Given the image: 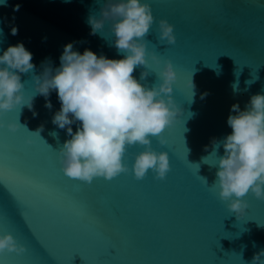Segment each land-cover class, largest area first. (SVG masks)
Instances as JSON below:
<instances>
[{
	"label": "water",
	"instance_id": "water-1",
	"mask_svg": "<svg viewBox=\"0 0 264 264\" xmlns=\"http://www.w3.org/2000/svg\"><path fill=\"white\" fill-rule=\"evenodd\" d=\"M104 2L8 0L0 5V55L22 42L32 53L35 75L46 64L59 67L70 42L80 53L90 49L122 59L111 20L90 34L87 19L99 18ZM148 2L155 20L146 37L149 75L141 83H157L166 60L176 72L171 95L181 112L162 133L167 144L152 138L153 149L168 152L171 170L163 180L151 170L137 180L131 168L144 146L135 145L125 154L128 172L91 184L71 179L58 159V148L70 137L52 123L61 107L55 90L47 97L51 109L36 94L32 110L25 105L0 112V234L10 232L26 248L0 253V264H251L264 249V201L248 193V208L237 218L211 187L218 165L209 155L212 140L232 131L231 106L243 110L252 95L264 94V0ZM161 18L174 25L175 44L158 41ZM145 70L138 66L133 76L139 80ZM20 75L27 99L35 92L33 73ZM18 120L26 128L10 132L7 124ZM41 126L40 135L34 133ZM223 151L221 145L218 155Z\"/></svg>",
	"mask_w": 264,
	"mask_h": 264
},
{
	"label": "clouds",
	"instance_id": "clouds-1",
	"mask_svg": "<svg viewBox=\"0 0 264 264\" xmlns=\"http://www.w3.org/2000/svg\"><path fill=\"white\" fill-rule=\"evenodd\" d=\"M7 2L0 0V5L6 6ZM19 8L16 4L14 11ZM99 11V18L90 14L87 19L90 34L100 33L105 21L111 20L114 45L123 58L97 56L90 49L80 53L73 50L70 42L64 46L59 67L53 69L46 64L43 72L35 75L32 53L22 42L9 45L0 55V112L25 105L32 110L36 94L43 95L45 106L51 109L47 97L55 90L61 107L52 123L66 128L70 137L58 148L59 163L67 177L87 184L98 177L111 180L129 171L125 163L127 149L141 145L144 150L135 155L131 168L134 177L142 180L151 170L156 179L163 180L171 170L169 154L153 149L152 138H157L160 145L167 144L162 133L177 119L181 109L171 95L176 72L170 60L164 61L156 73L157 83L151 87L141 83L149 75L147 48L151 42L146 37L155 20L151 5L148 0H105ZM17 32L18 28L13 26L11 34ZM158 41L169 45L176 42L174 25L167 19L158 21ZM152 60L157 65L161 63L155 51ZM138 66L146 69L139 80L133 76ZM21 73H33L35 92L27 99ZM190 85L193 87L192 80ZM231 111L235 113L227 118L231 133L222 140H212L209 155L216 156L218 166L211 187L218 189L220 199L239 218L248 208L243 199L248 193L264 201V94L252 95L243 110L238 103L233 104ZM73 123H77L75 131ZM19 126H23L19 120L7 124L13 133ZM42 130L43 126L34 133L40 135ZM221 145L222 156L218 155ZM208 156L202 157L203 163ZM201 178L208 185L207 179ZM25 251V246L10 232L0 234V253ZM251 264H264V249L254 254Z\"/></svg>",
	"mask_w": 264,
	"mask_h": 264
}]
</instances>
